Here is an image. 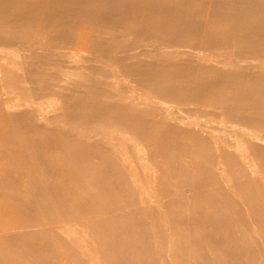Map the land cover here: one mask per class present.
<instances>
[{
	"label": "rangeland",
	"instance_id": "rangeland-1",
	"mask_svg": "<svg viewBox=\"0 0 264 264\" xmlns=\"http://www.w3.org/2000/svg\"><path fill=\"white\" fill-rule=\"evenodd\" d=\"M108 1L0 0V264H264V0Z\"/></svg>",
	"mask_w": 264,
	"mask_h": 264
},
{
	"label": "bare ground",
	"instance_id": "bare-ground-1",
	"mask_svg": "<svg viewBox=\"0 0 264 264\" xmlns=\"http://www.w3.org/2000/svg\"><path fill=\"white\" fill-rule=\"evenodd\" d=\"M35 2V1H34ZM26 4V3H25ZM35 4V3H34ZM1 5V4H0ZM37 5V4H36ZM39 5V4H38ZM60 5H61V7H60V11H61V16H62V18H60V21H62V22H64V24L61 22V24H63V25H65V24H67V26L69 25V24H71V18H73L74 16H78L80 13H82L86 18H87V22L88 23H91L92 24V19H91V17H92V14H93V12H94V10L97 8V7H99V6H101V5H105V6H109V1L108 0H61V3H60ZM8 6V5H7ZM15 6V5H14ZM42 6H43V4H42ZM18 7V6H17ZM33 9V8H32ZM45 9H48V8H46L45 7ZM15 11V18H17V19H19V20H21L24 24H26V25H24L23 27H21V29H19L18 31H20V30H24L26 27L25 26H31V28H34L35 27V24L37 25V27H39V29H42V28H44L43 30L45 31L46 30V28H49L50 26L49 25H47L46 23H44V20L46 19V20H48V18L46 17L44 20H41L40 21V18H39V13L36 15V14H34L33 15V13H30V12H28L25 8H24V6H19L18 8H16V9H14ZM6 12V14H8L9 15V13H12V12H9V11H7V10H5ZM52 11V10H51ZM47 12V11H46ZM45 12V13H46ZM57 12H59V11H57ZM4 13V14H5ZM44 13V14H45ZM51 14H52V12H50ZM200 14V13H199ZM11 15V14H10ZM50 16V18H51V16L52 15H49ZM41 17L42 18H44V16H42L41 15ZM50 18H49V20H50ZM58 18V17H57ZM63 18H65V20L63 19ZM53 19H54V17H53ZM59 19V18H58ZM57 22V21H56ZM42 23H44V24H42ZM57 23H59V22H57ZM50 24V23H49ZM21 25H23L22 23H21ZM20 25V26H21ZM72 25V24H71ZM55 26V25H54ZM36 28V27H35ZM55 30H56V28H54ZM53 28H52V30H51V32L54 30ZM58 29V28H57ZM61 30H62V28H61ZM25 31V30H24ZM28 31L29 30H27L25 33H24V36L26 35V34H28ZM63 33V32H62ZM65 33V32H64ZM68 33V32H67ZM72 33V32H71ZM17 34V33H16ZM16 34H13L10 30L8 31V30H1L0 31V41H2V43L3 44H5L6 46H12V45H21V44H19V43H16V42H14L12 39H15L16 37H17V39H20V38H22L23 36H20V33L18 34V35H16ZM32 34H35L34 32H32ZM36 34H38V33H36ZM69 34V33H68ZM16 35V37H14V36ZM31 36V35H30ZM38 36H39V34H38ZM72 36V35H71ZM74 36H75V34H74ZM77 36V35H76ZM28 37V36H27ZM32 37H34V39H36L35 37H36V35L34 36H32ZM12 38V39H11ZM37 39H38V37H37ZM51 39H55L54 37H52ZM57 39V38H56ZM47 40V39H46ZM48 40H49V38H48ZM47 40V41H48ZM75 40V39H74ZM73 40V41H74ZM53 41V40H52ZM57 41V40H56ZM58 41H60V40H58ZM76 41V40H75ZM83 41H85V40H83ZM82 41V42H83ZM62 42V41H61ZM68 46H69V44H68ZM19 47V46H18ZM23 48V47H22ZM21 48V49H22ZM75 48V47H74ZM20 49V47H19V50L18 49H13V50H11V49H2V51L0 52V55H7L8 56V58L11 60V62H14V63H18V64H20V63H22L23 64V61H21V59L23 58V55H21V53L22 52H20V51H22ZM1 50V49H0ZM39 50V49H38ZM40 50H42V48L40 49ZM56 50V49H55ZM58 50V49H57ZM56 50V51H57ZM37 51V50H36ZM46 51V49H44V52ZM40 52V51H39ZM42 52V51H41ZM49 52V51H48ZM49 53H51V52H49ZM56 53H58V52H56ZM62 53L64 54V55H69L67 52H65V51H62L61 50V52H60V55H62ZM83 53H85V52H83ZM42 54V53H41ZM90 54V53H89ZM88 55V54H87ZM42 57V56H41ZM41 57H40V59H41ZM0 58H4L3 56H0ZM56 61V60H55ZM59 61V62H58ZM58 61H56V64H58V63H62L65 67H67L65 70L66 71H68L69 73H71L72 75L75 73V68L73 67V65L72 64H69V63H67V62H64V61H62V59L61 60H58ZM9 65V64H8ZM55 65V64H54ZM10 66V65H9ZM8 66V67H9ZM58 66V65H57ZM56 66V67H57ZM77 66V65H76ZM59 67V66H58ZM57 67V68H58ZM85 67H87V66H85ZM60 69V68H59ZM80 69V68H79ZM82 70V72H84L83 70V68H81ZM129 71H131L130 69H129ZM132 71H134L135 73H138L139 75H141V76H143V74L140 72V70H132ZM15 73H16V71H14ZM60 72H62V71H60ZM140 72V73H139ZM81 73V72H80ZM87 73H89V76L88 77H90L91 76V74H93V69L91 68L90 70H89V72H87ZM87 73H85V74H87ZM25 74V73H24ZM79 74V73H78ZM88 75V74H87ZM17 75H14V77L13 78H15ZM74 76V75H73ZM76 76H78V75H76ZM6 77H9V76H7V74H6ZM26 77V76H25ZM85 77H87V76H85ZM91 77H93V76H91ZM165 77H168V75H166ZM84 78V77H83ZM145 78V77H144ZM85 79V78H84ZM100 79H102V78H100ZM145 79H149V80H154V79H163L162 77H152V76H150V77H146ZM167 79H169V78H167ZM26 80V79H25ZM166 80V79H165ZM68 81V80H67ZM90 82V81H89ZM96 82H99L98 81V79H97V77L96 78H93V80H92V83L93 84H96ZM71 84H73L72 82H71ZM98 84V83H97ZM43 90V89H42ZM5 94V93H4ZM13 95V94H12ZM82 95H83V93H82ZM81 95V96H82ZM4 97L6 96V94L5 95H3ZM43 96H45V95H43ZM20 96H18L17 98H10V97H8V99H6V100H3V103L5 104V105H9L10 104V102H14V103H16V104H19V101H20ZM59 98V97H58ZM59 100H60V98H59ZM62 100V99H61ZM29 101V100H28ZM40 103H37L36 105H39ZM29 105V104H28ZM27 105V106H28ZM66 109V108H65ZM70 136V135H69ZM69 138H71V137H69ZM41 147V146H40ZM81 151V150H80ZM28 154V153H27ZM76 155H78V154H76ZM108 161V160H107ZM14 163V162H13ZM43 163V162H42ZM109 163V162H108ZM61 165V164H60ZM62 167V166H61ZM64 169V168H63ZM3 171V170H2ZM65 172V171H64ZM2 175V174H1ZM28 176V175H27ZM10 177V176H9ZM79 182V181H78ZM11 183V182H10ZM53 185V184H52ZM119 255V254H118Z\"/></svg>",
	"mask_w": 264,
	"mask_h": 264
}]
</instances>
